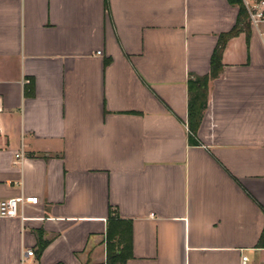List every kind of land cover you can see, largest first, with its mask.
<instances>
[{"label":"crops","instance_id":"0c3cea01","mask_svg":"<svg viewBox=\"0 0 264 264\" xmlns=\"http://www.w3.org/2000/svg\"><path fill=\"white\" fill-rule=\"evenodd\" d=\"M237 13L227 0H0V200L37 198L24 221L0 218V264H105L109 211L131 222L126 264L263 259L264 36L251 25L248 43L227 42L188 143L187 81L208 74Z\"/></svg>","mask_w":264,"mask_h":264},{"label":"trees","instance_id":"16d2710c","mask_svg":"<svg viewBox=\"0 0 264 264\" xmlns=\"http://www.w3.org/2000/svg\"><path fill=\"white\" fill-rule=\"evenodd\" d=\"M227 1L238 7L235 24L229 31L218 35L215 48L210 57L208 74L201 77L191 75L187 81V128L189 132L188 143L190 145H197L196 132L207 104L208 83L217 78L222 70L221 57L227 42L240 33H244L246 43H248L250 36V23L243 1ZM106 63L107 61H105ZM106 222L105 264H126L127 259L131 256V222L121 220L113 211H109ZM44 245L45 242L37 241V256L42 252ZM257 248H264V228Z\"/></svg>","mask_w":264,"mask_h":264},{"label":"built area","instance_id":"2783aa9c","mask_svg":"<svg viewBox=\"0 0 264 264\" xmlns=\"http://www.w3.org/2000/svg\"><path fill=\"white\" fill-rule=\"evenodd\" d=\"M248 14L250 25L256 29L260 36H264V0H242ZM264 43V41H263ZM16 158H20L21 154H17ZM36 197L19 196L15 198L0 200V218H19L25 220L23 216V208L27 204H36ZM262 253L263 259H257L254 262L251 257L246 254L240 256L239 264H264V248L258 249ZM25 254L31 256V251H26Z\"/></svg>","mask_w":264,"mask_h":264}]
</instances>
